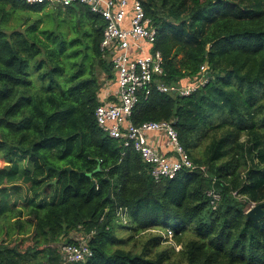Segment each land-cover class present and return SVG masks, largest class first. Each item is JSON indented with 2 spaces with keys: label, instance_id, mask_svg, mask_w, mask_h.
<instances>
[{
  "label": "trees",
  "instance_id": "trees-1",
  "mask_svg": "<svg viewBox=\"0 0 264 264\" xmlns=\"http://www.w3.org/2000/svg\"><path fill=\"white\" fill-rule=\"evenodd\" d=\"M143 2L157 83L187 84L205 64L209 77L188 96L153 88L129 121H173L196 169L156 180L98 124L102 15L68 6L76 35L31 19L46 4L0 0V264H264V218L247 214L264 202V0ZM73 231L93 232V253L66 262Z\"/></svg>",
  "mask_w": 264,
  "mask_h": 264
},
{
  "label": "built area",
  "instance_id": "built-area-1",
  "mask_svg": "<svg viewBox=\"0 0 264 264\" xmlns=\"http://www.w3.org/2000/svg\"><path fill=\"white\" fill-rule=\"evenodd\" d=\"M29 4H46L63 7L84 4L95 14L106 20L101 41V51L108 59L117 75L116 99L101 102L96 110V118L110 136L119 139L125 146L138 151L143 161L150 166L156 180L173 178L183 170L196 169L188 152L179 141L173 121H147L135 125L129 117L142 95L147 96L153 88L162 92L174 91L180 95H191L198 87L208 81L207 65L201 66L199 79L182 85L157 83L163 74L164 57L154 50L157 27L148 16L143 0H24ZM164 132L173 147L170 155L161 153L149 139L150 132ZM235 194H237L235 192ZM211 203L221 199V193L212 189L208 192ZM255 203H252V207ZM251 207V208H252ZM250 208V209H251ZM172 237V230L166 232ZM79 236L73 242L61 244L60 250L66 262L83 261L92 255L89 245L91 235Z\"/></svg>",
  "mask_w": 264,
  "mask_h": 264
},
{
  "label": "rangeland",
  "instance_id": "rangeland-1",
  "mask_svg": "<svg viewBox=\"0 0 264 264\" xmlns=\"http://www.w3.org/2000/svg\"><path fill=\"white\" fill-rule=\"evenodd\" d=\"M51 8H45L42 12H31L29 14V16H31V19H37V18H42L44 20L45 23V27L47 29H57L59 31H62L64 33H66L69 30H72L74 32V26L76 24V20L78 25L81 22V19H77V16L74 14V12H69L66 8L61 7V9H57V7L54 6H48ZM59 8V7H58ZM83 21V28L84 29H89L90 25L88 23V19L86 16H84L82 18ZM77 35V32H76ZM114 70L111 69L110 73L111 74H115L113 77H108L110 73H106V72H102V80H106L107 82L110 83V87H114V85L117 82V75L116 72H113ZM255 158V157H254ZM257 159L255 160V163H257ZM253 161L251 160L250 155L247 158V169L251 168V166L253 165ZM243 175H246L245 172L243 173ZM256 205V204H254ZM252 207V205H250V208ZM249 208V209H250ZM248 209V210H249ZM80 232L77 231H73L70 235L71 238L73 239H77L79 237ZM166 235V234H165ZM171 242V240L169 241ZM180 247V245H178V248Z\"/></svg>",
  "mask_w": 264,
  "mask_h": 264
},
{
  "label": "crops",
  "instance_id": "crops-1",
  "mask_svg": "<svg viewBox=\"0 0 264 264\" xmlns=\"http://www.w3.org/2000/svg\"><path fill=\"white\" fill-rule=\"evenodd\" d=\"M51 8V7H48ZM111 69L114 70V67L111 63ZM115 72V70L113 71ZM115 74H111L110 78L113 77ZM109 77V76H108ZM103 87L101 88V99L104 101H110L116 99V93H117V83L114 85V87H110V83L106 80L103 81ZM149 139L153 145H155L158 150L163 153L170 155L173 152V147L170 144L169 138L164 132L157 131V132H150L148 134Z\"/></svg>",
  "mask_w": 264,
  "mask_h": 264
},
{
  "label": "water",
  "instance_id": "water-1",
  "mask_svg": "<svg viewBox=\"0 0 264 264\" xmlns=\"http://www.w3.org/2000/svg\"><path fill=\"white\" fill-rule=\"evenodd\" d=\"M249 217H253L257 220L264 218V202L254 205L251 209L247 212Z\"/></svg>",
  "mask_w": 264,
  "mask_h": 264
}]
</instances>
